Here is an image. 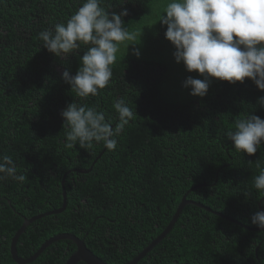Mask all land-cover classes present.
Masks as SVG:
<instances>
[{"label":"trees","instance_id":"16d2710c","mask_svg":"<svg viewBox=\"0 0 264 264\" xmlns=\"http://www.w3.org/2000/svg\"><path fill=\"white\" fill-rule=\"evenodd\" d=\"M84 2L0 0V157H11L25 177L0 180V264H18L10 253L24 220L17 213H46L21 234L17 248L23 258L51 236L70 232L105 262L125 264L162 232L194 186L188 199L257 227L251 216L260 210L259 201L264 210V192L254 179L264 170V143L247 155L235 149L227 132L235 130L236 119L253 113L264 118L258 103L264 91L250 78L235 84L212 78L206 96L191 95L184 81L203 76L177 63L175 47L165 38L167 26L159 19L170 0H101L106 11L128 10L123 26L135 39L120 44L109 84L95 96L79 97L62 73L75 75L91 45L55 56L39 34L66 23ZM118 99L134 118L114 151L102 142L66 147L70 128L63 109L70 103L95 108L114 127ZM63 189L65 209L48 214L62 206ZM75 250L72 241L59 240L28 264H65ZM179 263L264 264V230L188 204L137 264Z\"/></svg>","mask_w":264,"mask_h":264},{"label":"clouds","instance_id":"9594fccd","mask_svg":"<svg viewBox=\"0 0 264 264\" xmlns=\"http://www.w3.org/2000/svg\"><path fill=\"white\" fill-rule=\"evenodd\" d=\"M127 15L126 8L120 13L106 11L101 0H85L66 23L39 34L43 47L55 56L91 45L75 75L68 70L62 73L63 80L79 97L95 96L109 84L120 44L135 39L123 26L122 17ZM159 21L167 26L165 38L175 47L176 62H182L188 72L203 76H189L184 81L191 95L206 96L212 78L232 84L250 78L264 91V0H170ZM133 53L140 56L139 49ZM258 103L264 106V96L258 98ZM114 108L118 123L113 127L95 108L70 103L61 112L64 125L70 128L66 147L77 142L81 147L102 142L107 150L114 151L116 138L134 118L123 99H118ZM227 136L237 151L254 155L264 143V118L253 113L236 119L235 130H229ZM7 178L25 180L23 174H17L11 157L5 155L0 157V180ZM254 186L264 192V170L255 177ZM251 223L264 230V210L256 211Z\"/></svg>","mask_w":264,"mask_h":264},{"label":"water","instance_id":"95a60500","mask_svg":"<svg viewBox=\"0 0 264 264\" xmlns=\"http://www.w3.org/2000/svg\"><path fill=\"white\" fill-rule=\"evenodd\" d=\"M102 155H103V152H101V154H99L97 159H99ZM95 162H96V160H95ZM91 169H93V166L89 170H91ZM79 171L84 172L81 169ZM62 184L65 187V179L62 180ZM196 188H197V186L192 187L183 195V197H182L180 203L178 204L176 211L173 214L170 222L162 230V232L156 238H154L146 247H144L132 260H130L129 262H127L125 264H137L143 257H145L154 248V246H156L169 233V231L172 229V227L176 223L179 215L181 214V212L183 211L185 206L188 204H191V205L197 206L199 208L205 209L206 211H209V212H213L214 214L219 215L221 217H224L228 220H231V221L235 222L238 225H241L242 227H244L246 229H250V230H254V231L261 230L258 227H251V226L245 225V224L241 223L240 221H238V220H236L230 216L224 215V214L218 212L217 210H214L211 207H209V206H207L201 202H198V201H195L192 199H188L187 198L188 194ZM62 195H63L62 206L58 209H54L53 211L48 212V214L60 213L65 209L66 201H67V194H66L65 189H63V191H62ZM262 199H264V198H262ZM259 207H260V210H262L261 201H259ZM45 215H46V213L34 215L31 218H25L24 221L22 222L21 226L15 232V234L11 238V244H10V253H11V257L13 258L14 261H16L18 264L32 263L52 243L59 241V240H70L76 245V250L73 254H71L69 256V258L66 260L65 264H78L79 262H85L86 264H109V263L105 262L97 254H95L91 249H89L82 238H80L77 235L70 233V232L58 233V234L51 236L50 238L45 240L40 245V247L31 256H29L27 258L21 257L18 253V248H17V243H18V240H19L21 234L26 230V228L32 222H34L35 220H37L39 218H42ZM179 264H194V263H179Z\"/></svg>","mask_w":264,"mask_h":264},{"label":"flooded vegetation","instance_id":"af4514ba","mask_svg":"<svg viewBox=\"0 0 264 264\" xmlns=\"http://www.w3.org/2000/svg\"><path fill=\"white\" fill-rule=\"evenodd\" d=\"M69 171V173L71 172L70 170H68ZM68 173H66L65 175H67ZM0 200H1V198H0ZM3 203V201L1 200V204ZM18 215H19V217H23V219H25V218H27V217H25L24 216V214H22V213H17ZM32 217V216H31ZM30 217V218H31ZM24 221V220H23Z\"/></svg>","mask_w":264,"mask_h":264},{"label":"rangeland","instance_id":"374dc122","mask_svg":"<svg viewBox=\"0 0 264 264\" xmlns=\"http://www.w3.org/2000/svg\"><path fill=\"white\" fill-rule=\"evenodd\" d=\"M170 55H171V53H170ZM172 56L173 55H171V62H172ZM165 63H167L166 60H165ZM175 83H177V80H174L173 84H175ZM167 86H171V80L169 81V84Z\"/></svg>","mask_w":264,"mask_h":264}]
</instances>
